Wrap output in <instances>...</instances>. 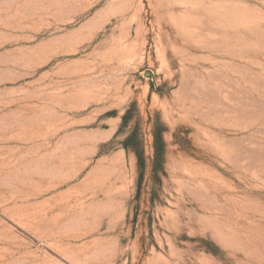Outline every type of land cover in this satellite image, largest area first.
Listing matches in <instances>:
<instances>
[{"label":"rangeland","instance_id":"obj_1","mask_svg":"<svg viewBox=\"0 0 264 264\" xmlns=\"http://www.w3.org/2000/svg\"><path fill=\"white\" fill-rule=\"evenodd\" d=\"M0 264H264V0H0Z\"/></svg>","mask_w":264,"mask_h":264},{"label":"trees","instance_id":"obj_2","mask_svg":"<svg viewBox=\"0 0 264 264\" xmlns=\"http://www.w3.org/2000/svg\"><path fill=\"white\" fill-rule=\"evenodd\" d=\"M122 128L129 125L135 120L134 126L126 139L123 141V148L129 152L132 151L137 158V166L139 171V187L142 185V180L145 176V169L147 166V158L145 151V144L143 133L141 130L142 119L140 118L139 111L137 109L136 102H133L123 115ZM149 123H152V135H153V148L154 157L152 161L153 178L161 180V173L164 171L167 143L165 139V133L168 131L167 126L162 119L157 116L155 119H150Z\"/></svg>","mask_w":264,"mask_h":264}]
</instances>
